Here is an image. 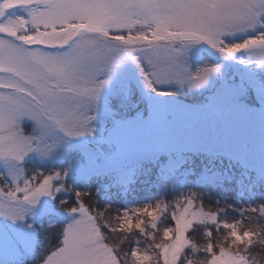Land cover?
<instances>
[{"label":"snow or ice","instance_id":"snow-or-ice-1","mask_svg":"<svg viewBox=\"0 0 264 264\" xmlns=\"http://www.w3.org/2000/svg\"><path fill=\"white\" fill-rule=\"evenodd\" d=\"M257 24H264V0H0V160L23 161L34 150L47 155L52 145L46 138L53 133L70 138L92 134L101 90L114 68L137 49L155 54L151 70L141 67L140 72L146 87L162 99L179 92L164 90L162 85L175 82L202 89L221 72L220 65L189 71L168 54L174 42L205 41L227 58L247 50L258 64H264V31L242 42L224 39ZM156 111L185 109L171 103L157 105ZM26 119L34 122L31 133L23 126ZM63 179L62 172L23 181L13 176L10 184L0 187V215L24 219L25 206L37 204L42 196H54L63 187L57 182ZM88 195L75 191L78 203L66 211L78 218L62 230L61 242L43 264H137L140 259L166 264L168 251L178 243V232L185 246L177 252L175 264H182L195 224L218 223L216 213L196 206V199L189 196L177 200L170 215L171 206L160 202L151 210H134L137 217L147 216V222L134 221L133 214L124 212L117 217L118 226L101 224L97 217L104 213H92L84 202ZM260 211L264 215V209ZM162 219H166L163 228ZM221 226L229 229L225 243H212L209 230L210 247L201 264L229 257L247 259L244 254L254 246V240L245 243L233 238L231 230L239 232L235 222ZM134 229L153 241L149 248H141L136 240L129 251L121 252L109 243L107 233ZM255 236L264 239L258 230Z\"/></svg>","mask_w":264,"mask_h":264},{"label":"rangeland","instance_id":"rangeland-1","mask_svg":"<svg viewBox=\"0 0 264 264\" xmlns=\"http://www.w3.org/2000/svg\"><path fill=\"white\" fill-rule=\"evenodd\" d=\"M19 14L24 13L21 11ZM261 31H264V24H257L242 32L226 35L224 39L228 43L242 42ZM167 51L189 71L220 65L221 72L214 74L210 84L202 89H188L187 85L181 87L169 82L161 87L171 91L178 89V95L169 99L157 98L146 87L140 72L141 67L151 70L155 54L148 49H137L114 68L111 79L101 90L95 120L91 122L92 134L70 138L62 133H53L46 138L52 145L47 155L34 150L23 161L0 160V187L10 184L13 176L23 181L41 174L64 173V179L57 182L58 185L63 183L60 191L54 196H42L35 205H26L24 219L13 221L0 215V264H43L48 252L61 242L62 230L78 218V214L66 211L78 203L75 191L89 194L84 202L91 206L93 214L98 211L104 213L97 217L101 224L107 222L118 226L119 216L107 211L90 195V181L92 183L96 178L103 180V176L109 180L113 174L116 182L126 185L133 181V171L138 165L161 157L166 158L161 167L163 174L186 163L187 155L184 153L220 155L258 173L254 174L264 183V64H258L247 50L237 53L235 58L224 57L205 41L174 42ZM241 90L244 94L238 96ZM171 103L182 104L185 111L166 114L156 111L157 105ZM23 126L27 133H31L34 122L26 119ZM188 172L183 169L181 175ZM229 178L231 173L226 170L203 172L188 183L208 185L210 181ZM100 183L94 188L102 195L107 184ZM184 183L182 179L173 178L169 183L157 184L149 192L154 200L138 198L134 202L127 201V210L120 216L129 212L133 214L134 221L139 218L147 222V216L137 217L134 210L144 207L151 210L162 202L163 193H169L171 197L168 203L170 215L176 201L184 200L183 189L179 190ZM249 185L241 186L248 188ZM125 191L123 189L122 193ZM178 194L183 197H178ZM164 224L162 219L160 227L163 228ZM137 231L109 232L107 237L109 243L121 252L129 251L136 240H139L141 248H149L153 241ZM232 231L235 240L243 241L248 237L234 229ZM191 237L196 238L195 235ZM118 239H122L121 244ZM176 241L178 243L167 253L166 264H175L177 252L185 246L179 232ZM189 242L187 248L190 247ZM244 256L247 259L221 258L214 264H248L249 260L251 264H257L249 255ZM137 264L150 262L140 259Z\"/></svg>","mask_w":264,"mask_h":264},{"label":"trees","instance_id":"trees-1","mask_svg":"<svg viewBox=\"0 0 264 264\" xmlns=\"http://www.w3.org/2000/svg\"><path fill=\"white\" fill-rule=\"evenodd\" d=\"M186 155H188L189 161L183 167L191 168L192 172L189 177L203 172L226 170L231 173V178L215 181L207 186H182L184 198L194 193L193 199H196V206L203 205L206 211L210 210L218 215L216 224L208 221L195 224L192 232L189 233L190 247L184 253L185 260L182 264H196L201 262V259H206L205 247H210L207 235L209 230L212 233V243H225L229 229L221 226L223 222H236L239 228L238 233L248 235L243 240L245 243L255 241L254 246L245 255L252 257V260L257 264H264V239L255 236V230H258L259 236L264 237V215L260 211L264 209V183L254 174L255 172L238 165L229 158L203 153ZM160 161L138 165L133 171V181L126 184L128 187L116 182L112 175L109 180L103 176L104 181L96 178L88 185V190L91 191L89 193L102 206L104 205L107 211L120 216L127 201L134 198L133 194L145 197L148 191L154 188L155 183L159 180L157 173ZM99 182L101 185L107 184V190H103L102 195H99L94 188ZM246 183L250 184L248 188L240 187ZM123 188L127 189L125 193L120 192ZM162 198V202L166 204L171 201L168 194H164ZM252 209H256V211H252ZM163 221L166 223V219ZM193 235L196 238L191 237ZM135 236L137 237L136 234ZM117 241L119 244L122 243V239Z\"/></svg>","mask_w":264,"mask_h":264},{"label":"bare ground","instance_id":"bare-ground-1","mask_svg":"<svg viewBox=\"0 0 264 264\" xmlns=\"http://www.w3.org/2000/svg\"><path fill=\"white\" fill-rule=\"evenodd\" d=\"M167 194H169V193H167Z\"/></svg>","mask_w":264,"mask_h":264}]
</instances>
